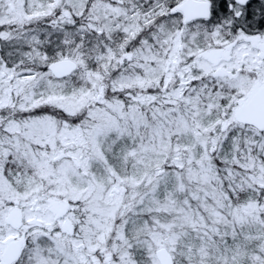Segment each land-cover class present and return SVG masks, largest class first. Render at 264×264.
<instances>
[{"label": "snow or ice", "instance_id": "1", "mask_svg": "<svg viewBox=\"0 0 264 264\" xmlns=\"http://www.w3.org/2000/svg\"><path fill=\"white\" fill-rule=\"evenodd\" d=\"M0 264H264V0H0Z\"/></svg>", "mask_w": 264, "mask_h": 264}]
</instances>
